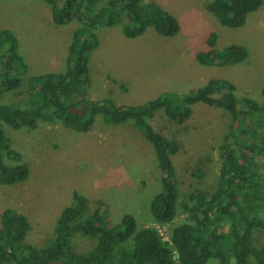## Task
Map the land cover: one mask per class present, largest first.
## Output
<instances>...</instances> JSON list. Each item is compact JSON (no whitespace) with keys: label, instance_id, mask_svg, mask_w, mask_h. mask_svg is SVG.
<instances>
[{"label":"trees","instance_id":"obj_1","mask_svg":"<svg viewBox=\"0 0 264 264\" xmlns=\"http://www.w3.org/2000/svg\"><path fill=\"white\" fill-rule=\"evenodd\" d=\"M55 26L76 22L65 56V70L29 76L19 41L9 30L0 32V185L28 179L30 170L11 146L5 126L36 130L40 123L61 124L78 133L105 126L133 124L154 151L160 173V191L149 206L151 224L139 226L131 214L108 226L106 210H91L89 200L77 191L56 218L52 235L42 246L25 242L28 219L15 209L0 214V264H264V103L239 96L226 79H210L193 92L164 91L141 104H118L105 97L91 99L90 56L100 46L99 32L120 27L127 39H136L152 28L158 35L177 36L175 16L153 0H42ZM264 0H210L206 10L224 27L242 28ZM217 35L209 34L207 50L198 52L203 67L244 63L248 50L232 44L219 50ZM22 89L25 92L22 93ZM20 99L5 103L4 97ZM261 95L264 98V87ZM197 103L221 109L231 116L218 155L214 192L195 190L181 197L173 157L180 143L155 130L152 120L161 112L183 124ZM7 161L12 164H8ZM180 215L182 219L178 220ZM156 226L167 228L168 241ZM77 236L94 242L91 250L77 252Z\"/></svg>","mask_w":264,"mask_h":264},{"label":"rangeland","instance_id":"obj_2","mask_svg":"<svg viewBox=\"0 0 264 264\" xmlns=\"http://www.w3.org/2000/svg\"><path fill=\"white\" fill-rule=\"evenodd\" d=\"M153 1L177 18L179 33L168 38L149 28L144 35L127 39L120 27L101 30L100 46L89 62L91 99L110 97L118 104L137 105L164 91L193 92L215 78L232 82L239 96L264 103V5L248 16L244 27L231 29L206 10L210 0ZM76 27L75 21L53 25L50 9L42 0H0V32L9 30L19 41L29 68L25 83L29 76L65 70ZM212 32L219 50L232 44L244 46L246 61L220 68L200 66L195 56L207 50ZM22 97L9 95L3 101ZM230 124L228 113L203 103L193 106L192 116L183 124L156 114L155 130L181 146L173 157L181 197L195 190L214 192L220 166L218 147ZM5 134L30 174L24 182L0 185V214L12 208L28 219L26 243H45L59 213L71 203L73 191L89 200L91 210L104 206L108 226L119 223L124 214H131L139 226L151 224L149 206L161 189L160 173L151 145L133 124L105 126L98 121L89 132L78 133L59 123H40L36 130L5 126ZM255 237L260 244L264 231ZM74 245L77 252H87L94 242L77 236ZM208 264L219 263L210 260Z\"/></svg>","mask_w":264,"mask_h":264},{"label":"built area","instance_id":"obj_3","mask_svg":"<svg viewBox=\"0 0 264 264\" xmlns=\"http://www.w3.org/2000/svg\"><path fill=\"white\" fill-rule=\"evenodd\" d=\"M156 228L159 231L160 235L163 237V239L168 241L167 228L164 226H156Z\"/></svg>","mask_w":264,"mask_h":264}]
</instances>
